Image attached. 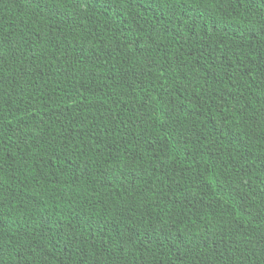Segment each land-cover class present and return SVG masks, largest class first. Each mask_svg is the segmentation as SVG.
Segmentation results:
<instances>
[{"label":"trees","instance_id":"obj_1","mask_svg":"<svg viewBox=\"0 0 264 264\" xmlns=\"http://www.w3.org/2000/svg\"><path fill=\"white\" fill-rule=\"evenodd\" d=\"M0 264H264V0H0Z\"/></svg>","mask_w":264,"mask_h":264}]
</instances>
